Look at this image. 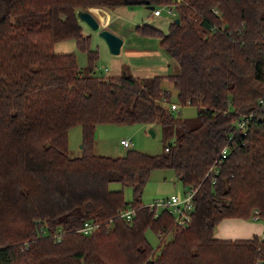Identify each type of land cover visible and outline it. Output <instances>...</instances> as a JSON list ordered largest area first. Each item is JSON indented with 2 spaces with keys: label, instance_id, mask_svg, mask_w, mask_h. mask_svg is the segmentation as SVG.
Masks as SVG:
<instances>
[{
  "label": "trees",
  "instance_id": "obj_1",
  "mask_svg": "<svg viewBox=\"0 0 264 264\" xmlns=\"http://www.w3.org/2000/svg\"><path fill=\"white\" fill-rule=\"evenodd\" d=\"M119 4L174 6L166 31L150 22L135 31L178 61L174 100L197 107L198 125L170 108L164 75L95 74L99 54L78 11ZM70 38L90 73L76 53L56 51ZM263 98L264 0H0V264H264L259 235L215 236L224 218L264 219ZM101 123L183 130L169 149L120 141L127 151L108 155L94 150ZM77 125L83 152L72 156ZM156 169L174 170L180 198L195 190L189 220L144 201ZM86 222L97 226L76 230Z\"/></svg>",
  "mask_w": 264,
  "mask_h": 264
},
{
  "label": "rangeland",
  "instance_id": "obj_2",
  "mask_svg": "<svg viewBox=\"0 0 264 264\" xmlns=\"http://www.w3.org/2000/svg\"><path fill=\"white\" fill-rule=\"evenodd\" d=\"M164 7L163 16L162 17H151L144 5H137L134 7H129V5H122L120 8L123 13L128 14L129 16H123L122 20L125 23L124 27H127V23H131V17L135 19L133 22L136 23H144L138 22L139 17L142 13H138L142 10H145L146 19L145 22H150L162 30L166 31L169 27L170 21L175 17V13L168 12L167 4L161 5ZM90 7L89 10L96 16L98 20L101 17V12L94 11L96 8ZM148 8V7H147ZM82 9V8H81ZM134 9H137L135 11ZM84 10V9H83ZM87 10V9H86ZM100 15V16H99ZM81 19V18H80ZM82 20V19H81ZM104 22H101L103 24ZM82 24L84 27V32L91 35V48L96 49L98 51L99 57L95 63V68L98 67L101 70H97L95 74L105 76L108 75H119L123 70V62L121 59H118L119 53L115 54L110 51V48L107 44V40L99 35V30L92 29L84 20H82ZM108 26V25H106ZM109 27V26H108ZM111 27V26H110ZM132 27V26H130ZM129 27V28H130ZM136 27V26H135ZM102 28V27H101ZM134 32L135 28L133 29ZM137 33V32H136ZM64 40V39H62ZM70 41H58L55 44L56 51H60L63 49H69L70 47H74L73 51L77 55L78 63L80 67L84 71V73H90L89 71V61L87 52L81 50L74 39H67ZM64 42H71L70 46L64 45ZM68 46V47H67ZM68 51V50H67ZM124 54V51L121 52V55ZM175 60V59H174ZM178 62L177 60H175ZM179 64V63H178ZM106 67L110 69V72L106 70ZM119 73V74H117ZM169 89L172 91V97L168 94H162L164 99L171 100L175 98V94L177 92L176 88L173 86V83L169 85ZM176 114L182 116L188 127H194L200 123V118L198 115L197 107L192 104L180 105V107L175 110ZM159 130H155L156 134L153 136L149 131L148 127H144L138 123H101L97 127V135L94 141V150L96 152H100L102 154L108 155H118L125 153L128 148L122 147L120 141L122 138H130L133 142V147L137 149H141L150 153L159 152L165 149V145L169 142H174L176 138L180 135L183 130V127L174 123L167 124L165 126H158ZM122 135V136H121ZM125 135V136H123ZM83 133L81 125L73 126L70 129L69 138H70V155L78 156L83 152ZM113 188H121L120 182H113L111 184ZM184 193V185L181 180L175 174L173 169H156L153 170L150 180L146 184L142 197L147 204L153 203L159 199L169 197L173 194ZM125 196L127 200H131L133 198V191L131 187L125 188ZM194 196V195H193ZM164 208V207H161ZM250 219H259V218H250ZM264 222V219L262 220ZM220 223V222H219ZM147 235L152 242V244L157 247L160 243L158 235L153 231L149 230ZM261 239L264 238V231L259 235ZM172 234L170 233L166 236V240L170 239ZM163 240V238L161 239Z\"/></svg>",
  "mask_w": 264,
  "mask_h": 264
},
{
  "label": "crops",
  "instance_id": "obj_3",
  "mask_svg": "<svg viewBox=\"0 0 264 264\" xmlns=\"http://www.w3.org/2000/svg\"><path fill=\"white\" fill-rule=\"evenodd\" d=\"M122 5H116L111 8L105 7H95L94 11L101 12L100 18V27L108 28L120 35L124 39V43L121 46V50L118 55V59H121L123 62V70L121 74H132L136 77L147 79L154 75H164L165 81L164 85H170L172 82H169V74L177 73L179 71V64L171 57H169L159 46V38L150 35H142L140 33L134 32L135 26L140 23L133 22L136 18L131 17V23H127V27H124L125 23L123 22V16H129L119 7ZM137 6V5H136ZM134 7V6H129ZM146 7V6H145ZM147 11L151 17H162L156 16L153 14V9L147 8ZM137 11V9H134ZM142 10L138 13H142L139 17L138 22H145L146 14ZM100 16V15H99ZM101 22H104L101 24ZM108 25V26H106ZM111 26V27H110ZM132 26V27H130ZM130 27V28H129ZM73 39V38H70ZM75 40V39H74ZM60 41H70L67 39ZM76 42V41H75ZM71 42H64V45L70 46ZM108 44V43H107ZM67 46V47H68ZM73 46L69 49H63L58 52H73ZM68 50V51H67ZM124 51V54L121 55V52ZM95 70H101L96 67ZM110 72V69H108ZM119 74V73H117ZM168 76V77H167ZM144 127L150 128L149 124H141ZM159 125H155V130H159ZM98 127V126H97ZM122 136V135H121ZM125 136V135H123ZM121 144V143H120ZM123 147V145L121 144ZM264 231V222L260 219H245L240 217H228L220 221L217 226L215 236L222 239H247L252 238L255 235H260Z\"/></svg>",
  "mask_w": 264,
  "mask_h": 264
},
{
  "label": "built area",
  "instance_id": "obj_4",
  "mask_svg": "<svg viewBox=\"0 0 264 264\" xmlns=\"http://www.w3.org/2000/svg\"><path fill=\"white\" fill-rule=\"evenodd\" d=\"M167 8H168V12L175 13L174 6L168 5ZM163 9H164V7H162V6L155 7L153 9V14L156 15V16H162L163 15ZM216 12H218V10H216ZM106 70H108L107 67H106ZM167 89H169V88L167 87ZM168 104L170 105V108L173 111L177 110L180 107V105H182L181 103H179L178 101L173 100V99L172 100L171 99L168 100ZM262 104H263V107H264V98L262 99ZM121 143L124 144V146H127V147L132 145V141H131L130 138H122L121 139ZM165 148L169 149V146L167 145ZM221 153L223 154V156L226 155V153H227L226 147L222 150ZM212 170L213 169H210L209 172H211ZM194 192H195L194 189H190L189 193L186 194V196L184 198H180L177 194H173V195H171L168 198L159 199V200L151 203L150 205L152 207H154V206H158V207L162 206V207L169 208V210L173 214H175L176 219L180 223H182L183 221L190 219V215H188V211L191 212V210H192L191 206L193 207V195H194ZM131 213H132V209H128L125 212H122V215L130 216ZM95 226H97V224L95 225V223L91 224L89 222H86L82 227L80 226L76 230L84 232L86 234H89V232H91V230Z\"/></svg>",
  "mask_w": 264,
  "mask_h": 264
},
{
  "label": "water",
  "instance_id": "obj_5",
  "mask_svg": "<svg viewBox=\"0 0 264 264\" xmlns=\"http://www.w3.org/2000/svg\"><path fill=\"white\" fill-rule=\"evenodd\" d=\"M148 8L154 9V5L152 4H148L146 5ZM78 15L79 17L84 20L92 29L94 30H99V35L102 36L103 38H105L107 40L108 46L110 48V51L112 53H119L121 50V46L124 43V39L123 37H121L120 35L116 34L115 32H113L112 30L108 29V28H101L100 27V21L96 18V16L92 13V11L90 10H83L80 9L78 11ZM176 21H179V18H176ZM149 131L151 132V134L153 136H155L156 131L153 127L149 128ZM97 135V131L95 132Z\"/></svg>",
  "mask_w": 264,
  "mask_h": 264
}]
</instances>
